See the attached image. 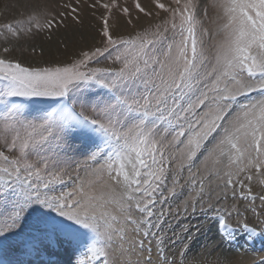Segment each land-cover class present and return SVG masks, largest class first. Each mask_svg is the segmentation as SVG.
<instances>
[{
  "label": "snow or ice",
  "instance_id": "1",
  "mask_svg": "<svg viewBox=\"0 0 264 264\" xmlns=\"http://www.w3.org/2000/svg\"><path fill=\"white\" fill-rule=\"evenodd\" d=\"M200 3L93 0L101 45L70 62L56 59L64 38L43 64L10 56L39 47L43 58L42 45L0 49V264H60L59 252L66 264H189L192 253L197 264L199 248L234 264L224 244L264 238L248 222L264 218V0H211L204 16L222 21L211 48ZM29 6L0 28L51 40L69 16L84 23L81 0L55 15ZM113 53L120 67H90ZM186 185L182 211L163 207ZM198 214L214 233L203 245V224L179 223Z\"/></svg>",
  "mask_w": 264,
  "mask_h": 264
},
{
  "label": "rangeland",
  "instance_id": "2",
  "mask_svg": "<svg viewBox=\"0 0 264 264\" xmlns=\"http://www.w3.org/2000/svg\"><path fill=\"white\" fill-rule=\"evenodd\" d=\"M37 0H0V26H3L5 24L9 23H15L17 19H25L28 14L31 11L30 4L35 3ZM42 6H47L49 12L51 15H55L56 12L59 10L58 5L62 2V0H40L38 1ZM93 0H81V15L83 18L84 23L82 25L76 24L72 19L71 16L67 18V27L61 26L60 30L52 34V39L49 40L47 37L49 35L48 32H42L36 35L31 34H21L19 40H17L15 37L11 35V33H8L6 31H3L2 28H0V49L7 46H19L23 47L25 49L30 48L31 45H42L44 49L49 48L48 46H54V48L57 47V43L61 38H64L67 42V47L65 48L64 45H60V53L58 56L60 62H70L72 59L79 56L80 52L82 50L87 51L89 49L94 48L95 46L101 45V37L98 35L97 29L99 27L96 17H99L103 12L104 9H91L88 7L89 4H91ZM127 3L128 5L132 4V0H121V3ZM143 4L150 5V0H141ZM211 0H201V3L197 9L198 11V19L201 20L202 25L205 29H208L209 36H206L205 39V47L211 48L212 45L222 39V34L218 33L217 29L218 26L222 23V21L219 19V14L216 9L208 8V15L204 16V13L202 9L204 7H208L210 5ZM93 12L95 15H93ZM136 13L133 12V16H135ZM165 14L161 13V17H163ZM59 19V17H57ZM159 23L160 18L157 17L155 19L153 18H143L141 23L144 25H147L148 23ZM123 29V30H122ZM122 34L127 35V33L133 31L132 27H121L120 30ZM86 34L87 38L81 37L80 35ZM88 34V35H87ZM72 36V37H71ZM80 36V37H79ZM93 36V37H92ZM86 40V41H85ZM71 42H74L75 45H71ZM78 43V44H77ZM87 43V44H86ZM72 46V47H71ZM79 46V47H78ZM74 49V50H73ZM70 50V52H69ZM40 48L37 47V55L33 57L28 52L21 53L20 51L12 52L10 53L11 58L16 57V59H20L22 61L25 60L24 63L26 64H42L44 63V59L39 56ZM20 53V54H19ZM70 53V54H68ZM19 57H17V56ZM27 55V56H26ZM64 55V56H63ZM116 53H113L112 56H107L106 58H100V63H92L90 64V67H109V68H118L121 65L119 63L114 62V57ZM22 56V57H21ZM27 59H26V58ZM29 57V58H28ZM63 59V60H62ZM58 60V59H57ZM22 99V98H21ZM199 168V163L197 162L196 166L192 168V173L196 174L197 179L200 175H202L201 172H197V169ZM190 177V173L185 170L182 174L181 184H184L186 180H188ZM169 186H170V180H169ZM60 190L67 191L68 188L57 189L56 193L53 194H59ZM180 191V189H178ZM183 194L177 199V198H170L169 202L166 205H163V207L168 208L170 207L172 210L180 209L182 211L183 208V201L185 199H188L190 196L195 195V189L190 188L189 186H185L183 188ZM165 194L166 191H165ZM209 193L206 191L205 193V202L208 200ZM213 201H214V194H213ZM229 204L232 203L231 200L228 201ZM209 216H211V213H209ZM168 219L171 220L173 224H177L178 222L171 217ZM235 219L233 218V223H235ZM189 220L193 225L196 224H203V233L199 236V243L201 245L207 243L208 237H212L214 233L208 232V228L212 226V221L201 214H198L194 217H188L183 218L181 217L179 223L187 224L189 223ZM261 220H264V218H261ZM261 220H258L256 217L249 215L248 222L255 226L257 228V231L264 228V223H261ZM177 232L180 231L179 227L175 229ZM169 236L172 235L171 232L168 233ZM241 238L234 242L233 244H224L222 246L224 251L228 252V255L231 260L234 261V264H255L257 263L261 258H264V248L255 250L253 248L254 240L249 239L247 236H244L243 234H240ZM215 240L217 243L220 241L219 236H215ZM245 241H247L245 243ZM182 247L179 242L177 243V248ZM197 251L200 252V257L198 258L197 264H220V262L224 259L222 255V251L220 249L216 251L210 252L208 248H199ZM195 253H192L189 255V264H192V256ZM61 255H66L64 252H59V254L56 256L57 258H60ZM55 257V258H56ZM64 260V259H62ZM59 260V261H62Z\"/></svg>",
  "mask_w": 264,
  "mask_h": 264
},
{
  "label": "bare ground",
  "instance_id": "3",
  "mask_svg": "<svg viewBox=\"0 0 264 264\" xmlns=\"http://www.w3.org/2000/svg\"><path fill=\"white\" fill-rule=\"evenodd\" d=\"M32 1H35V0H32ZM38 1H40V0H38ZM123 30V29H122ZM121 32V31H120ZM86 35V34H85ZM84 34H82V35H80L81 37L83 36V37H85V38H87V36H85ZM88 35V34H87ZM79 36V37H80ZM72 37V36H71ZM82 37V38H83ZM93 37V36H92ZM86 41V40H85ZM75 45V43L74 42H71V45ZM78 44V43H77ZM87 44V43H86ZM49 48H46L45 49V55L43 56V59H44V61H48L50 58H49V56L47 55V51L49 50V49H55L54 48V46L52 45H50V46H48ZM72 47V46H71ZM79 47V46H78ZM14 48H19V46H17V45H15L14 46ZM74 50V49H73ZM13 52H16V51H13ZM69 52H70V50H69ZM20 54V53H19ZM61 54V56H62V53H58L57 54V56H56V59H58L59 60V57H61V56H58V55H60ZM68 54H70V53H68ZM71 55V54H70ZM17 56V55H16ZM27 56V55H26ZM64 56V55H63ZM72 56V55H71ZM17 57H19V56H17ZM22 57V56H21ZM26 58V57H25ZM29 58V57H28ZM15 59H16V57H15ZM27 59V58H26ZM63 60V59H62ZM23 62H25V60L23 61ZM43 64V63H42ZM67 260H68V257H65L64 258V260H62V261H60V264H66V262H67Z\"/></svg>",
  "mask_w": 264,
  "mask_h": 264
}]
</instances>
